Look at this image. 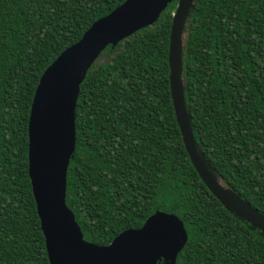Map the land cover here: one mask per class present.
Returning <instances> with one entry per match:
<instances>
[{
  "label": "trees",
  "instance_id": "1",
  "mask_svg": "<svg viewBox=\"0 0 264 264\" xmlns=\"http://www.w3.org/2000/svg\"><path fill=\"white\" fill-rule=\"evenodd\" d=\"M125 1L0 0V264H51L29 174L34 95L47 67ZM177 4L88 70L67 204L99 245L163 211L188 232L176 264H264V233L210 191L184 144L170 84ZM189 19L193 135L224 186L264 214V0H195Z\"/></svg>",
  "mask_w": 264,
  "mask_h": 264
},
{
  "label": "water",
  "instance_id": "2",
  "mask_svg": "<svg viewBox=\"0 0 264 264\" xmlns=\"http://www.w3.org/2000/svg\"><path fill=\"white\" fill-rule=\"evenodd\" d=\"M174 0H126L95 21L42 74L29 120V174L51 264H176L188 241L184 222L158 211L140 228L126 229L108 245L84 238L67 204V179L76 149V108L88 70L108 45L153 25ZM195 0H178L170 34V84L177 121L193 165L210 191L264 233V214L215 175L193 135L182 78L185 28Z\"/></svg>",
  "mask_w": 264,
  "mask_h": 264
},
{
  "label": "rangeland",
  "instance_id": "3",
  "mask_svg": "<svg viewBox=\"0 0 264 264\" xmlns=\"http://www.w3.org/2000/svg\"><path fill=\"white\" fill-rule=\"evenodd\" d=\"M191 24H192V21L189 19V21L187 20V24H186V32H185V35H184V39L186 41L187 37H188V33H189V30L191 28Z\"/></svg>",
  "mask_w": 264,
  "mask_h": 264
}]
</instances>
